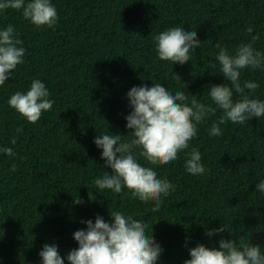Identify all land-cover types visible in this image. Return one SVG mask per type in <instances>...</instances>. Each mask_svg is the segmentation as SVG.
Listing matches in <instances>:
<instances>
[{
	"label": "trees",
	"instance_id": "16d2710c",
	"mask_svg": "<svg viewBox=\"0 0 264 264\" xmlns=\"http://www.w3.org/2000/svg\"><path fill=\"white\" fill-rule=\"evenodd\" d=\"M52 2L58 12L54 29L35 27L17 10L0 13V26L14 25L26 49L24 63L0 87V145L16 153L0 154L2 264H40L38 252L45 243L55 244L65 256L77 247L72 234L85 227L81 221L97 215L108 221L109 210L147 220L149 234L163 249L157 264H183L189 248L197 243L218 247L220 238L243 239L264 251V195L255 191L264 178V117L244 125L226 123L219 137L206 131L219 110L202 123L191 144L202 154L203 176L185 171L183 153L167 165H152L176 186L158 209L131 190L114 194L93 184L104 171L111 172L103 167L93 139L106 131L130 136L124 119L131 110L127 91L159 79L173 91H185L189 100L211 103L208 86L224 82L219 66L209 64L216 62L217 43L231 50L250 39L246 29L252 26L261 37L255 46L264 51V0ZM176 23L196 31L201 41L183 64L159 60L153 50L152 36ZM36 78L55 103L29 123L7 100ZM242 79L259 82L255 95L264 99V72L245 70ZM14 136L17 143L11 145ZM75 197L83 203H74ZM221 224L227 231L206 235Z\"/></svg>",
	"mask_w": 264,
	"mask_h": 264
},
{
	"label": "clouds",
	"instance_id": "9594fccd",
	"mask_svg": "<svg viewBox=\"0 0 264 264\" xmlns=\"http://www.w3.org/2000/svg\"><path fill=\"white\" fill-rule=\"evenodd\" d=\"M12 9L20 12L24 20L37 28L54 29L58 12L52 0H0V13ZM247 37L233 49L217 43L215 63L224 82L209 85L207 96L211 103L196 98L189 100L183 90L173 91L164 82L151 80L150 85L131 87L127 93L130 112L124 117L125 127L131 129L129 138L110 131L98 133L93 144L100 150L103 167L111 169L93 180L98 190L120 194L125 189L142 201L151 200L158 209L163 199L176 190L167 178L160 176L154 164L167 165L184 154V169L192 176H203L207 169L202 154L193 141L199 126L219 110L221 115L206 129L209 137L223 134L226 123L244 125L252 118L264 117V99L255 94L260 83L244 80L245 70L264 72V51L255 45L261 39L253 27L246 29ZM154 52L159 60H171L181 64L189 62L201 41L197 32L184 23L170 24L152 36ZM12 24L0 26V87L12 77L17 67L24 63L26 49ZM177 79L179 77L173 73ZM180 80V79H179ZM186 87V85H185ZM45 83L32 79L26 90L14 91L7 104L29 123H36L42 113L50 111L55 101ZM195 97V96H193ZM16 133L22 131L18 127ZM15 145L17 137L10 139ZM0 154L15 157L12 147L0 145ZM141 157L144 159L141 160ZM16 165L10 171H15ZM255 191L264 195V178L255 184ZM91 198V194H90ZM74 203L83 201L75 197ZM84 228L72 234L77 247L61 256L55 244L45 243L38 252L40 264H157L163 251L161 245L149 234V224L143 217L123 210H109V220L97 215L81 221ZM227 231L224 225L207 230L212 237ZM218 247H206L197 243L189 248V259L183 264H264V251L258 245L233 239L220 238ZM2 264V261H0Z\"/></svg>",
	"mask_w": 264,
	"mask_h": 264
}]
</instances>
